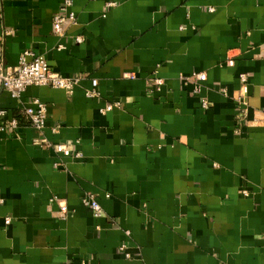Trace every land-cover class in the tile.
Here are the masks:
<instances>
[{"label": "crops", "instance_id": "1", "mask_svg": "<svg viewBox=\"0 0 264 264\" xmlns=\"http://www.w3.org/2000/svg\"><path fill=\"white\" fill-rule=\"evenodd\" d=\"M66 2L75 20L57 35ZM0 10L4 68L29 52L83 80L72 96L23 93L47 105L43 135L24 122L0 130V264H264V0H0ZM195 73L207 75L199 91L184 82ZM18 107L0 95V109Z\"/></svg>", "mask_w": 264, "mask_h": 264}, {"label": "built area", "instance_id": "2", "mask_svg": "<svg viewBox=\"0 0 264 264\" xmlns=\"http://www.w3.org/2000/svg\"><path fill=\"white\" fill-rule=\"evenodd\" d=\"M112 6V5H111ZM71 7V2H66L65 8H62L61 14L53 19V30L57 35H63L68 24H71L75 20L73 13L68 12V8ZM214 11V9H211ZM63 14H66L64 16ZM2 19V14L0 10V20ZM8 32H4L7 35ZM80 41V40H79ZM32 56L33 60L28 61V57ZM229 66L234 65V61L230 59L228 61ZM246 80L245 76L242 77ZM81 77L66 78L61 74L54 72L48 62L42 58H37L31 53L26 52L21 58L18 66L10 67L8 69L4 68L2 61L0 60V95L7 92L12 95L17 101H19V107L11 112L6 109H0V130L6 132L8 130H17L24 122L26 125L32 127L37 133L43 135L45 128L47 126L48 118V108L47 105L42 103L40 100H35L31 105H26L22 100L23 93L30 87H47L56 90H63L69 96H72L76 88L82 82ZM207 81V75L204 73H195L192 78L184 79L186 85L195 82L204 83ZM155 85L162 86L160 80L155 82ZM99 82L96 79L92 80V89L86 92V96L90 99H96L101 96L98 91ZM201 87H196L199 91ZM248 88L243 87V95L239 98V104L246 105V95ZM226 93V92H225ZM122 103L120 101H115L107 104L102 110V113L106 114L116 109H120ZM203 109H209V103L206 99L202 101ZM56 130V128H55ZM35 144L38 146L46 145L52 148L57 154H61L65 157H80V154H75L71 144H58L52 145L46 139H37ZM61 164V163H60ZM59 163L56 164V168L60 167ZM54 201H58L55 197ZM83 205L89 208L95 218H102L104 216L103 208L101 207L98 199L91 194H86L83 198ZM68 215L67 206L64 204L61 206V211L59 216L66 219ZM11 223V219H7V224ZM123 247L121 250H124Z\"/></svg>", "mask_w": 264, "mask_h": 264}]
</instances>
